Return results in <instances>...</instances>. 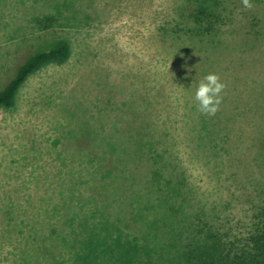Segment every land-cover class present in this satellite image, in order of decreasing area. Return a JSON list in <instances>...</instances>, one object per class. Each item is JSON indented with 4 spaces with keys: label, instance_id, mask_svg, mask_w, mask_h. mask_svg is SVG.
Wrapping results in <instances>:
<instances>
[{
    "label": "rangeland",
    "instance_id": "rangeland-1",
    "mask_svg": "<svg viewBox=\"0 0 264 264\" xmlns=\"http://www.w3.org/2000/svg\"><path fill=\"white\" fill-rule=\"evenodd\" d=\"M237 1L226 37L264 27V0L251 10ZM181 5L0 0V92L31 56L70 46L64 62L25 80L13 108H0V264H158L148 228L168 205L189 223L184 237L194 224L225 242L252 228L264 198L250 163L256 130L237 119L217 147L200 129L190 86L203 53L171 32ZM252 49L238 69L230 55L215 66L232 82L259 80L264 41ZM144 122V145L126 158Z\"/></svg>",
    "mask_w": 264,
    "mask_h": 264
},
{
    "label": "trees",
    "instance_id": "trees-1",
    "mask_svg": "<svg viewBox=\"0 0 264 264\" xmlns=\"http://www.w3.org/2000/svg\"><path fill=\"white\" fill-rule=\"evenodd\" d=\"M238 3L237 0H182L178 22L181 27L178 26L177 30L171 32L178 35L181 43L189 40L191 45L203 53L199 58L203 63L199 64L198 68H193L194 73L190 86L193 96L196 85L206 74H218L226 85L221 94L223 100L219 111L214 116L201 114L200 129L207 133L208 142L219 147L223 131L230 127L231 122L240 119L241 123L256 130V136L250 145L252 154L250 163L264 178V67L260 66L261 78L259 80L248 82L235 78V81L232 82L230 79H234L233 73L226 75L221 67L215 66L220 62L221 57L230 55L232 63L238 69L239 62L243 61V54L252 51V48L255 49L264 41V27L262 26L259 30H254V25L249 26V31L240 29L233 32L236 33L235 37L224 36L227 32L223 27L228 21H232V17L238 9ZM188 46L184 47V51L191 54ZM181 51L183 52V49ZM226 52L228 53L226 54ZM69 55L68 42L60 41L50 50L31 56L0 92V108L11 109L14 107L15 96L19 88L39 67L46 63L64 62ZM210 59L212 63L207 67L205 60ZM184 72L185 68H182L181 74ZM234 90L236 95L231 93ZM148 126L149 123L144 122V129L136 132L135 146L131 147L128 153L125 152L126 149L122 150L121 156L125 152L126 158H129L143 147ZM123 161L120 158L118 162L122 163ZM147 161L151 163L152 158H148ZM250 169L257 171L253 168ZM169 208V205L165 207L166 212H164L161 226L151 223L148 228V239L152 244L150 251L156 263L264 264V198L253 214L252 228L246 235H230L234 239H229L228 242L224 241V235H220L218 230L209 224L189 225L190 235L184 237L186 234L184 227L189 223L184 225L181 221L183 215L176 209ZM173 214L178 217H174Z\"/></svg>",
    "mask_w": 264,
    "mask_h": 264
},
{
    "label": "clouds",
    "instance_id": "clouds-1",
    "mask_svg": "<svg viewBox=\"0 0 264 264\" xmlns=\"http://www.w3.org/2000/svg\"><path fill=\"white\" fill-rule=\"evenodd\" d=\"M241 3L246 10L253 8L251 0H241ZM225 87L226 85L216 73L206 74L200 79L194 93L197 111L203 115L214 116L219 111V106L223 100L221 94Z\"/></svg>",
    "mask_w": 264,
    "mask_h": 264
}]
</instances>
